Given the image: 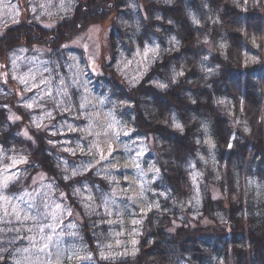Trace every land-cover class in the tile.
Instances as JSON below:
<instances>
[{
	"label": "clouds",
	"instance_id": "obj_1",
	"mask_svg": "<svg viewBox=\"0 0 264 264\" xmlns=\"http://www.w3.org/2000/svg\"><path fill=\"white\" fill-rule=\"evenodd\" d=\"M0 176V264H64L44 196L77 264H264V0H0Z\"/></svg>",
	"mask_w": 264,
	"mask_h": 264
},
{
	"label": "snow or ice",
	"instance_id": "obj_2",
	"mask_svg": "<svg viewBox=\"0 0 264 264\" xmlns=\"http://www.w3.org/2000/svg\"><path fill=\"white\" fill-rule=\"evenodd\" d=\"M253 44H254V46H256L255 45V41H253ZM155 52H156V50L154 48H150L147 45H145L144 50H143V58L146 59L147 56L149 55V53L155 55ZM138 54H139V52H138ZM72 67L76 68L77 66L74 64V65H72ZM32 76H33V79H35V75L32 74ZM77 77H78V71L73 73L74 80ZM22 82H24L23 79H22ZM47 83H49V81L41 79L39 87H41V85H44V84H47ZM33 87L35 88V87H37V85L33 84ZM29 107H31V105H29ZM11 118L12 117H9V119H11ZM124 134L127 135V133H124ZM229 147H231V145H229ZM96 150H97L98 156L102 160L103 159H107L111 155L115 154L113 152V150H112L111 145H109V147H108V153L107 154H105L103 149L101 147H99V146H96ZM125 151L128 152L129 156H131L132 152L134 151L135 152V156L137 158L138 157H142L144 155L143 151L130 149L128 145H125ZM16 163H19V162L17 161ZM130 163L132 165V169L135 170L134 175H135L136 181L138 183V186L141 189L140 195L142 196L143 195V187H144V181H143L142 178L144 177L145 173L140 169L138 159L137 160H131ZM9 179H11L10 176H0V187H4L7 184ZM125 181L128 182L127 176H124V179L121 181V184L123 182H125ZM193 183L195 184V176L193 177ZM38 198H40L42 200L43 207L37 209V216L33 220V223L35 225H37L42 239H46L54 247L59 248V245H61L63 243V239H62V236H57L56 233H57V229H60V227H61V225L63 223V221L60 220L59 218L62 215L64 210L61 208V206L59 204H53V205L49 206L47 204L46 196L38 197ZM116 203H117V201H116V199L114 197H109L108 194L104 195V204H105L106 208L109 207V206L116 205ZM7 206H8L7 198L5 196H3V195H0V211H6ZM34 206H35V204H34ZM13 211L16 213L17 216L20 215V211L18 209L13 208ZM150 211H151V207L150 206L149 207H144V208L140 209L139 214H140V216H143V215H146ZM69 215H70V213H69ZM45 223L47 225V229L43 226ZM109 223H119V221H109ZM130 223L133 226H135V225L140 223V220L137 219V218H132L130 220ZM46 230H47V233H48L47 235H45ZM117 243L119 244V241H117ZM131 243L133 245H135L136 244V240L132 239ZM67 251L68 252H72V248L69 247L67 249ZM100 256H101L102 259H109L110 258V255L106 254L105 252H101ZM75 258L78 259V260H82L83 259L82 257H80L78 255L75 256ZM92 259L93 258H92L91 255H89L87 257L88 264H91V260Z\"/></svg>",
	"mask_w": 264,
	"mask_h": 264
},
{
	"label": "rangeland",
	"instance_id": "obj_3",
	"mask_svg": "<svg viewBox=\"0 0 264 264\" xmlns=\"http://www.w3.org/2000/svg\"><path fill=\"white\" fill-rule=\"evenodd\" d=\"M12 2L15 3L16 0H12ZM26 65H27V61H25L24 63L21 64V71H23L25 69ZM32 70H33L34 73L39 72V71H43V66H42V64L37 63L36 66L33 67ZM66 70L67 69H65V71ZM45 75H47V73H45ZM41 87H43V85H41ZM30 95H31V93H30ZM70 135L71 134H67L65 137H58V138H68V136H70ZM123 171L124 172H127L128 174H132V170H130V169H126V170H123ZM127 186H128V183L126 181L122 183V187H127ZM112 208H113V216L111 218L112 219H115V205H113ZM137 211L140 212V209H137ZM132 218L133 217H129V220H131ZM61 227H63V224L61 225ZM117 228L119 229V226L118 225H117ZM58 231H60V229H57V232ZM62 239H63V243L61 245H59V247H61L64 250V252H65V262H64V264H77L78 259H76L75 257H73V255H72L71 252H68L67 251L68 244L70 242V238H68V237H62ZM52 248H53V245L50 244L49 245V250H52Z\"/></svg>",
	"mask_w": 264,
	"mask_h": 264
}]
</instances>
